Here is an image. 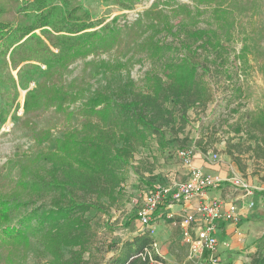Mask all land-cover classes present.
Instances as JSON below:
<instances>
[{
	"label": "trees",
	"instance_id": "obj_1",
	"mask_svg": "<svg viewBox=\"0 0 264 264\" xmlns=\"http://www.w3.org/2000/svg\"><path fill=\"white\" fill-rule=\"evenodd\" d=\"M196 1L213 5L217 20L225 17L223 0ZM159 23L176 47L154 41L153 36L141 43L142 51L152 57L173 49L183 54L162 65V76L148 74L137 90L121 91L116 96L94 92L79 110L86 119L80 130L71 128L55 139L38 131L37 143L51 142L53 149L36 159H43L51 168L42 175L32 173L28 166L21 167L15 192L0 195V264H23L21 256L28 245V234L23 225L12 224V215L25 206L20 196L46 194H58L59 200L48 209L31 210L24 219L26 223L34 221V231L51 256L48 264H88L83 255L88 253L91 257L102 251L104 245L94 242L85 214L108 213L109 205L121 196L122 170L134 161L138 149L153 142L161 154L173 142L185 147L187 137L179 136L190 122L188 112L204 110L211 100L205 77H218L225 82L231 79V54L217 39L218 29L174 31L169 24ZM120 42L119 32L92 21L78 0H0V64L11 83V92L16 94L17 86L25 90L29 82L34 83V88L25 94L22 116L14 117L15 123L38 134L35 119L50 110L71 119L73 113L68 109L82 95L64 86L68 66ZM14 71L17 85L11 73ZM232 88L241 92L238 81ZM93 118L98 121L87 122ZM231 130L238 142L232 144L233 138L228 139L226 154L239 167L243 153L264 162V114H247ZM195 145L206 152L202 142ZM133 171L139 176L152 173L153 168L141 171L134 166ZM65 192L67 195H63ZM153 243L148 232L120 245L110 242L105 253L115 254L103 264H163L158 254L151 251ZM64 246L79 249L70 252L69 260H63ZM145 250L151 251V255L142 259L140 255ZM249 264H264V234Z\"/></svg>",
	"mask_w": 264,
	"mask_h": 264
},
{
	"label": "rangeland",
	"instance_id": "obj_2",
	"mask_svg": "<svg viewBox=\"0 0 264 264\" xmlns=\"http://www.w3.org/2000/svg\"><path fill=\"white\" fill-rule=\"evenodd\" d=\"M78 1L88 10L92 21L117 30L122 42L107 51L75 60L68 66L63 77L64 86L77 91L76 94H81L82 99L69 107L68 111L73 113L71 119L54 110L35 119L37 132H47L51 139L61 138L71 128L80 130L86 119L81 117L79 110L94 92L116 96L121 91L137 90L146 75L162 76L163 64L183 56L176 49L171 52L166 50L159 57L142 51L141 43L153 36L154 41L176 47L160 21L169 24L174 31L218 29L217 39L229 50L234 68L229 82L221 81L218 77L204 78L211 91V100L204 110L198 108L188 112L190 122L179 136L180 139L187 137L184 148L173 142L161 154L153 142L147 148L138 149L134 161L122 170L121 196L109 205L108 213L103 215L91 211L85 214L90 220L89 233L94 242L102 243L104 247L91 257L85 253L83 261L103 264L114 256L115 251L105 253L104 248L110 242L120 245L131 239L127 234L141 222L144 211L151 213L147 202L150 197L157 193L170 195L190 178L188 163L193 156L200 155L211 165L220 166L228 179H232L229 176L230 168H235L239 177L251 187V192L264 203V162L243 153L239 167L226 154L227 140L233 138L232 144L238 142L231 126L247 114H264V0H223L221 8L226 15L218 20L212 11L213 5L199 4L196 0ZM16 72L11 73L17 85ZM5 73L0 64V195L15 192L23 166H28L32 173H46L51 164L43 159L37 161L36 157L53 149L51 142L37 143L39 132L31 134L14 121V117L22 116L25 94L34 88V83L29 82L25 90L17 86L15 94L11 92V83ZM237 81L240 93L232 88ZM96 121L93 118L87 122ZM197 141L202 142L205 153L195 145ZM134 166L141 171L148 168H153V171L137 176L133 171ZM58 197V194L20 196L25 206L12 215V224L23 225L28 234V245L21 256L23 264H48L51 260L40 236L34 231V221L26 223L24 218L33 209H48L59 200ZM101 201L109 204L106 199ZM258 242L251 244L252 252L247 255L249 260H243V264L250 262ZM78 249L62 247L63 260H69L70 252ZM210 255L205 250L200 251L188 257L186 264H208Z\"/></svg>",
	"mask_w": 264,
	"mask_h": 264
},
{
	"label": "crops",
	"instance_id": "obj_3",
	"mask_svg": "<svg viewBox=\"0 0 264 264\" xmlns=\"http://www.w3.org/2000/svg\"><path fill=\"white\" fill-rule=\"evenodd\" d=\"M232 164H230L231 166ZM189 170H196L207 178L220 180L240 179L235 168H230L232 179H228L220 170V166H214L200 155L193 156L189 162ZM244 181V180H243ZM218 199L223 202L222 218L214 223L213 235L217 244L213 254L219 258L221 264H243V260H249L251 244L259 241L264 234V203L257 199L253 193L247 195L243 190L232 187L229 184L207 190L203 196H194L188 201L175 203L171 195L162 199L157 205L158 210L149 218V223L143 225L139 222L135 229L127 235L131 238L148 232L157 244L158 256L163 264H186L190 251V243L194 233L190 237H184L180 226V217L183 214H195V208L205 200ZM148 202V201H147ZM146 202V203H147ZM235 206V212L228 217V205ZM192 224L194 230L204 227L201 217L196 215ZM165 220H171L170 223ZM258 248H255L256 252ZM235 259V260H234ZM150 264H162L151 262ZM249 264V263H248Z\"/></svg>",
	"mask_w": 264,
	"mask_h": 264
},
{
	"label": "built area",
	"instance_id": "obj_4",
	"mask_svg": "<svg viewBox=\"0 0 264 264\" xmlns=\"http://www.w3.org/2000/svg\"><path fill=\"white\" fill-rule=\"evenodd\" d=\"M189 165V163H188ZM191 176L190 178L183 184L179 185L174 192H172L171 199L175 203L188 201L194 196H203L204 193L209 189L217 188L218 186L229 184L232 187L241 189L245 194H252L251 187L243 180L240 179H232V180H220L218 178H207L199 173L196 170H190ZM169 195H165L163 193H157L150 197L148 201V207L150 210V214H147L146 211L142 214L141 222L143 225H147L149 223V218L153 214L156 209V206L159 202L167 198ZM206 202L201 203L195 208V214L201 217V220L204 222V227L194 230L192 224L195 222L196 215L183 214L180 217V226L183 229L184 237H190V233H194V238L192 239L190 245V251L188 257H192L196 253L200 251H207L211 255L208 259V264H221L219 258L213 254L217 240L215 236L212 234L214 231V223L222 218V207L223 202L218 199L213 200H205ZM235 212L234 204L228 205V217H231ZM152 252L157 253V244L153 243ZM151 251L145 250L144 254L140 255L142 259L145 257H150Z\"/></svg>",
	"mask_w": 264,
	"mask_h": 264
}]
</instances>
